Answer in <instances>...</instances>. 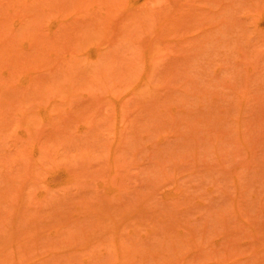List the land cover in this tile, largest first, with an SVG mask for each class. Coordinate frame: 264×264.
<instances>
[{"label":"rangeland","instance_id":"rangeland-1","mask_svg":"<svg viewBox=\"0 0 264 264\" xmlns=\"http://www.w3.org/2000/svg\"><path fill=\"white\" fill-rule=\"evenodd\" d=\"M116 251L264 264V0H0V264Z\"/></svg>","mask_w":264,"mask_h":264},{"label":"bare ground","instance_id":"bare-ground-1","mask_svg":"<svg viewBox=\"0 0 264 264\" xmlns=\"http://www.w3.org/2000/svg\"><path fill=\"white\" fill-rule=\"evenodd\" d=\"M185 220H186L187 222H184V221H183L184 224L189 222L187 219H185ZM179 221H180V220L177 221V227H180V228L182 227V228H183V226H185V227H184V228H185V229H184L185 231H184L183 233H184L185 235H186V233H187L186 237L189 236L188 232L191 233V231H193L195 228L191 225V227L193 228V230H192V228H190V226H188L191 230H190V231H189V230L186 231V229H189V228L187 227V224H185V225L183 224V226H180V225H182V224H181ZM181 221H182V220H181ZM178 223H179L180 225H179ZM189 224H191V223L189 222ZM189 224H188V225H189ZM178 225H179V226H178ZM186 227H187V228H186ZM170 228H171V227H170ZM172 228H173V230H175L174 227H172ZM172 228L170 229V231L172 230ZM180 228H177L176 230L182 232L183 230H179ZM204 230H205V229H204ZM204 230H203V232H204ZM177 231H176V232H177ZM205 231H206V230H205ZM174 232H175V231H172V233L170 232V235L176 234V232H175V233H174ZM185 232H186V233H185ZM203 232H202V233H203ZM183 233H181V236H180V237H182V238L185 237ZM129 235H130V234H129ZM176 235H177V234H176ZM179 235H180V234H178L177 236H179ZM182 235H183V236H182ZM130 236H131V237H129L130 240H129L127 237H126L127 239H121V240H120L119 237H116L117 240H118V241H117V244H119L120 241H122V240L127 241V242H125V241L123 242V243H125V244H126V243H127L128 245L131 244V245H129V246H130V249H129L130 251H129L127 254H125V253L122 252L125 256L127 255V257H129L131 254H133V253H131V251H132V250H131V246H132L133 244H132L131 242H129V241H132V240H131L132 235H130ZM174 237H176V236L174 235L173 238H174ZM186 237H185L184 239H186V240L188 241L189 238H186ZM116 238H114L115 241H116ZM176 238H178V237H176ZM176 238L173 239L175 243H176V241H177V240H175ZM114 240H112V241H113V243H111L112 246H113V244L115 243L113 247H115V248L117 247L116 249H121L120 246H121L122 244H119L120 246H119V245L116 246V242H114ZM181 240H182L181 238H180V239L178 238V243H179V241H181ZM190 241L192 242V240H190ZM190 241H189L188 243H190ZM128 242H129V243H128ZM133 242H134V243L136 242V241H134V238H133ZM182 242H183L182 246H186V244H184L185 240H183ZM137 243H138V241H137ZM137 243L134 244V245L137 246V245L139 244V243H138V244H137ZM171 243H173L172 240H171ZM185 243H186V242H185ZM125 244L123 245L124 247L127 246V245L125 246ZM217 245H219V243L216 244V245H214V246H215V248L218 250L219 247H217ZM123 246H122V247H123ZM129 246H127V248H128ZM177 246H178V249L176 248ZM179 246H180V247H179ZM182 246H181V242H180L179 245L176 244V245H175V249H176V251H178L179 249H181ZM219 246H220V248L222 247L221 244H220ZM124 247H123V248H124ZM137 247H138V246H137ZM137 247H135L136 249L133 247V251H136V252H137L136 254H138V252H139V248L137 249ZM123 248H122V249H123ZM220 248H219V249H220ZM116 249H115V250H116ZM134 249H135V250H134ZM175 249H173V251H174V253H176V256H175V254H174V255L172 254V253H173L172 251H170V253H169V254H172V255H169V256H171V257L173 256V258H174V257H177L178 252L182 250V249H181V250H179L178 252H175ZM221 249H222V248H221ZM221 249H220V250H221ZM126 250L128 251V249H124L123 251H126ZM171 250H172V249H171ZM119 251H120V250H119ZM141 251H142V249H141ZM122 253H121V254H122ZM129 253H131V254H129ZM144 253L146 254V251H145ZM144 253L142 252V255H143ZM115 254H116L117 256H116V255H113L112 258L115 257V256H116L117 258H118V257H121V258H120V260H121L120 262H119V260L117 259L118 264H119V263H122L124 260H125V261L127 260V263H129V260H128V259H124L123 254H122V256H121V254H120V253H117V251H116ZM134 254H135V252H134ZM140 254H141V252H140ZM118 255H119V256H118ZM142 255L139 256V257H142ZM133 257H136V256L133 255ZM85 258L88 259L87 257H85ZM122 258H123V259H122ZM142 258H143V257H142ZM113 259H115V258H113ZM129 259H132L131 256L129 257ZM137 259H138V258H137ZM137 259H135V260H137ZM139 259H140V258H139ZM139 259H138V260H139ZM82 260H83V259H82ZM122 260H123V261H122ZM88 261H89V260H88ZM110 261H111V260H110ZM110 261H108L107 264H109ZM115 261H116V260H115ZM125 261H124V263H125ZM79 262H80V264H82L81 262H83V261H81V260L79 259ZM111 262H112V261H111ZM111 262H110V263H111ZM130 262H131V260H130ZM85 263H86V264H89V263H87V261H86ZM124 263H123V264H124ZM127 263H125V264H127ZM83 264H84V263H83ZM113 264H116V262H114Z\"/></svg>","mask_w":264,"mask_h":264}]
</instances>
